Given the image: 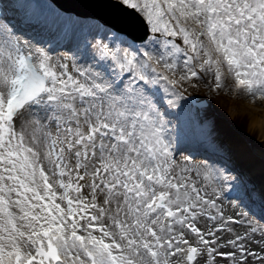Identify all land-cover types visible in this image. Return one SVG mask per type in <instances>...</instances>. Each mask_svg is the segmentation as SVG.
Masks as SVG:
<instances>
[{
  "label": "snow or ice",
  "instance_id": "snow-or-ice-1",
  "mask_svg": "<svg viewBox=\"0 0 264 264\" xmlns=\"http://www.w3.org/2000/svg\"><path fill=\"white\" fill-rule=\"evenodd\" d=\"M221 98L264 106V0H0V264H264Z\"/></svg>",
  "mask_w": 264,
  "mask_h": 264
},
{
  "label": "bare ground",
  "instance_id": "bare-ground-1",
  "mask_svg": "<svg viewBox=\"0 0 264 264\" xmlns=\"http://www.w3.org/2000/svg\"><path fill=\"white\" fill-rule=\"evenodd\" d=\"M220 114L227 115L225 117H227L228 124L230 121L236 122L237 120H242V125H246L247 127L248 137L252 138L257 135L258 141L264 139V106L247 105L246 102L241 101L237 108L226 107V110L221 108ZM247 116L253 118L251 125H249Z\"/></svg>",
  "mask_w": 264,
  "mask_h": 264
},
{
  "label": "rangeland",
  "instance_id": "rangeland-1",
  "mask_svg": "<svg viewBox=\"0 0 264 264\" xmlns=\"http://www.w3.org/2000/svg\"><path fill=\"white\" fill-rule=\"evenodd\" d=\"M214 102H215L217 108L220 107L219 109L222 108V109L226 110V107L237 108L238 104H240L241 101H238V100L233 101V100H229L227 98H221L220 100H215ZM255 106H257V105H255ZM258 106L262 107V105H259V104H258ZM225 116H227V115H225ZM219 119L221 120L222 123H225L226 125L230 126L232 129L238 131V133L241 135L242 138L246 137L251 141H256V142L258 141L257 135H256V137H252V138L248 137L247 127H246V125H242V122H241L242 120L241 121L237 120L236 122L230 121V125H229L224 119H221V118H219Z\"/></svg>",
  "mask_w": 264,
  "mask_h": 264
},
{
  "label": "water",
  "instance_id": "water-1",
  "mask_svg": "<svg viewBox=\"0 0 264 264\" xmlns=\"http://www.w3.org/2000/svg\"><path fill=\"white\" fill-rule=\"evenodd\" d=\"M68 6H73L76 3V0H63Z\"/></svg>",
  "mask_w": 264,
  "mask_h": 264
}]
</instances>
